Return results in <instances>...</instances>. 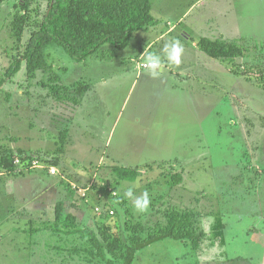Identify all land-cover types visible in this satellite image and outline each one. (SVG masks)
<instances>
[{
  "label": "rangeland",
  "instance_id": "374dc122",
  "mask_svg": "<svg viewBox=\"0 0 264 264\" xmlns=\"http://www.w3.org/2000/svg\"><path fill=\"white\" fill-rule=\"evenodd\" d=\"M16 1L0 5V156L5 149L25 148L40 154L42 164L44 156L58 157L57 170L64 165L68 173L75 169L84 177L70 173L61 183L59 176L48 173L49 167L15 175L0 165V264H101L83 254L71 255L69 249L78 238L66 235L62 227L54 233L51 227L64 196L85 203L73 181L84 185L112 180V167L117 166L139 167L142 174L136 181L115 184L126 201L125 209L119 205L120 212L105 219L115 231L132 235L131 226L143 224L146 236L147 229L175 207L192 212L205 232L197 247L171 237L153 242L137 252L132 264H264V87L256 80L264 76V45H255V50L248 39L220 33L208 22L225 6L231 14L233 9L245 14L246 9H263L264 0H205L193 10L197 14L178 26L171 21L176 32L168 35L163 53H154L163 61L157 78L141 66L149 55L138 52L142 32L123 49L106 43L83 61L52 44L49 62L60 82L90 85L69 127L77 135L89 132L93 144L74 148L67 146L60 131L74 105L53 99L49 86L40 83L48 76L40 73L28 79L24 68L11 78L3 76L30 33L26 29L22 41L11 33ZM168 1L175 6L169 7ZM47 2H32V7L39 5L42 14ZM161 2L173 16L189 7L180 0ZM152 13L156 17L155 10ZM196 15L200 20L194 23ZM184 30L194 38L187 39ZM202 36L240 42L246 56L212 58L193 48ZM177 39L184 48L181 63L170 65L164 49ZM176 173L182 179L172 178ZM51 184L59 185L57 194L49 191ZM129 189L133 198L147 192V211L135 210L126 196ZM115 200L120 202V197ZM96 202L91 198L85 203L84 209L93 215L82 226L93 228L101 220L93 213ZM63 209L68 213L64 203Z\"/></svg>",
  "mask_w": 264,
  "mask_h": 264
},
{
  "label": "trees",
  "instance_id": "16d2710c",
  "mask_svg": "<svg viewBox=\"0 0 264 264\" xmlns=\"http://www.w3.org/2000/svg\"><path fill=\"white\" fill-rule=\"evenodd\" d=\"M3 1L5 0H0V5ZM36 1L39 0H17L14 4L16 11L10 23L12 35L22 41L26 29L30 28V33L25 37L19 54L13 57L4 70L3 76L11 78L22 68L25 69L28 79H35L40 73H44L48 76V83L42 79L40 83L49 86L53 99L71 103L74 107L81 104L90 85H79V82L62 84L60 76L49 62L47 49L52 44H58L74 60L83 61L106 43H112L119 49L127 47L134 32L155 23L151 0H47V10L45 9L42 14L39 5L32 7V2ZM32 11L35 14H32ZM39 15L41 17H37ZM196 42L197 47L212 58L231 59L246 56V47L240 42L205 36ZM235 71L239 72L236 69ZM256 80L264 87V76ZM63 137L66 138V135ZM16 157L25 161L41 156L29 153L23 148L5 149L0 156V165L8 172L24 173L26 170H16L17 166L14 163ZM42 160L50 167L57 165L58 157L44 156ZM112 172L114 179L105 182L116 189L115 184H119L121 180L131 182L138 180L142 168L117 166L112 167ZM171 176L172 178L180 176L178 180L182 179L179 173ZM95 187L102 188L98 181ZM118 197L119 203L115 200L110 204L116 213L120 212L119 205L124 207L123 209L126 208L124 197L120 195ZM63 210V203L60 202L51 229L55 233L63 228L66 235L78 238V244L69 249L71 255L83 254L89 261L101 264H132L140 249L167 237L184 242L192 241L195 247L199 246L205 237L196 216L188 210H178L175 207L165 211L163 219L159 220L155 227L147 229L146 236H142L145 231L143 224L132 225V235L115 231L109 222L105 221L111 217L105 210L95 212L101 220L96 221L93 228L82 226L75 215L65 213Z\"/></svg>",
  "mask_w": 264,
  "mask_h": 264
},
{
  "label": "crops",
  "instance_id": "0c3cea01",
  "mask_svg": "<svg viewBox=\"0 0 264 264\" xmlns=\"http://www.w3.org/2000/svg\"><path fill=\"white\" fill-rule=\"evenodd\" d=\"M161 1L162 0H155V2H152V11L155 10V12H156V17L153 15L155 18L154 25H152L148 28H145V29H141L140 31L134 32V34L135 33L138 34L140 32H142L143 34L145 33V35L141 36V40H140L141 47L138 51L142 55L145 53H149V54L163 53V45H164L168 35L172 36L176 32V26L174 25V23L176 22L177 26H178V24H181L184 21V19L188 18L190 15L197 14V13H193V10L195 8H198L199 5L204 3L205 0H180L181 4L183 3L184 6H186V5L189 6L188 8H186L187 10H185L182 15L180 14V16H177V15L173 16V14L170 13V10H165L167 8L163 7ZM203 5H205V4H203ZM168 6L172 7L175 5L171 1H168ZM244 11H245V14L243 12H240L239 9L238 10L233 9V12L231 14L229 6H225L222 9H220L219 11L214 12L208 18V22H209V24H212V26H215L216 28H218L216 30L220 31V33L224 32V33H228L229 35H231V32H235L236 34H232L233 37L236 36L242 40H244L245 38L248 39L247 42L253 47L255 45H256V47H258L259 45H264L263 42L260 43V42L255 41V39H264V8L263 9L250 8V9H248V10L246 9ZM241 15H242V17H241ZM164 19L167 20L166 24L164 23L165 22ZM192 19H193L192 22L196 23V22H198V20H196V19H199V17L196 15ZM173 20H175V22L170 23ZM182 33L185 35V37L187 39H193L194 38L191 33L187 32V30L182 31ZM134 34L132 37L135 36ZM205 37H208V36H205ZM218 39H220V38H218ZM221 39H223V38H221ZM256 47H254L255 50H257ZM193 48L196 50L199 49L197 47L196 41L193 42ZM89 91H90V89L87 91V93ZM65 107H66V105H65ZM65 107H64L63 111L66 109ZM74 110H75V107L72 108V113L68 117V119L70 118V123H67V120H68V119H66L67 117L63 118L62 129H60L61 134L66 135L67 146L74 148V146L80 147L83 144H88V145L93 144V139L90 138V136L88 135L89 132L82 131V132L78 133L79 135H77L76 131L74 129L70 130L72 127H69V125H71V119H72L71 117L73 116ZM106 144H108V140H106ZM102 147H103V145L101 144L100 149H102ZM23 149H25V148H23ZM93 149L96 150V149H98V147H96V148L93 147ZM25 150H27V149H25ZM27 151L31 153L30 150H27ZM51 166H54V167H56V169H58V166H56V165H51ZM48 173H49V171H48ZM70 173H74L76 175H79L80 172L75 171V169H71V171H69V173H68L67 167L63 165V168H59V170H57L56 174H51V173H49V174H51L53 176H56V175L59 176L61 179V183L62 182L65 183V181L67 179H69L68 177H70L72 175ZM10 174H13V173H10ZM21 174H25V173H21ZM15 175H20V174H15ZM80 177H84V176H80ZM86 177H87V175H86ZM72 178L75 180H81V181L84 180V178L80 179L74 175L72 176ZM72 181L73 180L70 179V182H72ZM73 182H76V181H73ZM77 183H80V182H77ZM59 188L60 187L58 184L57 185L51 184L49 191H51V193L57 194ZM181 197H182V195H181ZM63 199H64L63 203H64L65 209L68 211V213L75 215L78 218V220L80 221L81 225L83 224L82 222L84 221V219L89 220L90 217L93 215V214H91V215L88 214L86 212V210L84 209V208H86L87 203L85 202L86 203L85 204V203H83V201L81 202L77 197H74L71 194H68V195L64 196ZM83 204H85V205H83ZM41 212H42V210H41ZM93 213L95 214V212H93Z\"/></svg>",
  "mask_w": 264,
  "mask_h": 264
},
{
  "label": "built area",
  "instance_id": "2783aa9c",
  "mask_svg": "<svg viewBox=\"0 0 264 264\" xmlns=\"http://www.w3.org/2000/svg\"><path fill=\"white\" fill-rule=\"evenodd\" d=\"M141 66L145 67V62H142ZM14 163L17 166V171L29 170L41 166L47 167V165L45 163L42 164L40 158L37 157L25 161H22L20 157H16ZM48 171L51 174L57 173V169L54 166H50ZM95 183V180H91L89 183L84 185L77 182H72V187L79 193L80 197L84 199L85 202H89L91 198L93 200H97L94 206L96 213L105 210L108 215H114L115 209L114 207L110 206V204L118 197V191L114 189L112 185H107L105 181L100 182V186H102V188L95 187Z\"/></svg>",
  "mask_w": 264,
  "mask_h": 264
},
{
  "label": "clouds",
  "instance_id": "9594fccd",
  "mask_svg": "<svg viewBox=\"0 0 264 264\" xmlns=\"http://www.w3.org/2000/svg\"><path fill=\"white\" fill-rule=\"evenodd\" d=\"M164 51L166 53L167 62L170 65H179L181 63V56L184 48L178 39L173 40L170 44H167ZM162 64L163 61L159 55L149 54L145 60L146 74L152 76L153 78H157L162 71ZM126 196L133 200V206L137 212L142 213L147 211L150 204L147 192L140 197L133 198V192L129 189L126 192Z\"/></svg>",
  "mask_w": 264,
  "mask_h": 264
}]
</instances>
